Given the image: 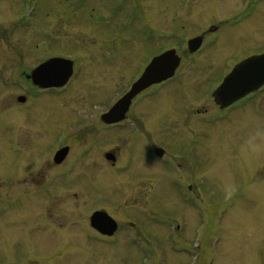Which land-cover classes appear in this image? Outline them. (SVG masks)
I'll return each mask as SVG.
<instances>
[{"label":"rangeland","instance_id":"obj_1","mask_svg":"<svg viewBox=\"0 0 264 264\" xmlns=\"http://www.w3.org/2000/svg\"><path fill=\"white\" fill-rule=\"evenodd\" d=\"M213 3L0 0V264L189 261L188 248L184 251L180 243H174L177 238L169 242L170 235L183 242L184 234H175L176 225L185 224L193 213L192 208L187 212L176 199L178 194L169 190L170 175L181 179L183 168L168 169L156 161L143 164L133 148L138 144L127 137L128 133L119 135L111 130L109 136L96 135L92 128L125 91L134 69L147 60L146 54L155 41L153 27L160 37L155 49L168 47L178 39L166 38L172 33L171 28L187 27L186 33L191 37L199 25L207 27L213 20L207 11L225 19L227 4L220 1L210 8ZM31 7L35 11L29 15ZM261 10L258 21L264 35V2ZM242 25L249 27L243 42L237 37L239 29L226 30L219 41L239 48L241 43L247 44L259 35L251 22L246 20ZM136 42H140V49ZM207 52L206 48L191 60V68H183L172 84L164 85L147 99L157 108L151 115L153 119L145 123L146 129L154 133L158 142L161 137L172 138L173 146L181 143L183 136V142L189 141L188 133L201 137L204 165L197 177L204 181L203 201L210 209L221 204L220 199H224V205L217 210L211 227L207 228L205 219L198 233L202 236L201 231L205 230L206 237L210 236L209 244L219 239L214 247L216 264H264V91L229 113L217 114L209 92L199 96L208 86L207 76L216 72L213 63L204 64ZM54 56L73 59L75 74L64 91L41 92L22 73ZM132 57L135 59L124 61ZM20 95L27 96L29 103L18 104ZM102 102L105 104L100 105ZM28 106L32 108L24 110ZM192 109L200 110V115L190 118L187 110L192 114ZM205 110L207 113L203 114ZM89 119L92 121L84 134L86 142H82L84 138L73 143L70 152L72 159L78 154L84 164L71 160L76 168L64 167L55 175L47 172V164L51 168L49 161L59 147L56 145L81 137L70 135L78 133L76 126ZM86 143H92L91 152H84L89 148ZM197 145L200 141L196 139ZM140 147L138 153L145 152ZM117 148L121 158L118 167H106L110 163L104 160L103 153ZM130 148L134 155L129 153ZM170 151L173 153V149ZM23 166H30L29 170L35 171L33 175L41 177L44 171L48 174L34 183L22 184L17 173ZM60 175L64 176L58 180ZM150 192L151 196L147 195ZM95 210H105L119 222L121 229L114 238L104 239L92 231L89 217ZM208 211L205 208V213ZM162 217L168 218L166 227L165 222H160L165 221ZM133 224L134 229L130 228ZM193 234L194 229L187 236ZM153 238L157 239L154 243Z\"/></svg>","mask_w":264,"mask_h":264},{"label":"flooded vegetation","instance_id":"obj_2","mask_svg":"<svg viewBox=\"0 0 264 264\" xmlns=\"http://www.w3.org/2000/svg\"><path fill=\"white\" fill-rule=\"evenodd\" d=\"M246 1L247 0H233L231 4H227V11L230 12V16L233 17V19L230 21H226V22L219 21L220 25H211L210 29L208 30V34L215 35V40L213 41L214 51L211 53L210 52L207 53L206 56L203 58V61H204V64H206L207 62L213 63L216 66L215 68L216 72H214L213 74L210 73L207 76V79H206L207 81H211L213 77L218 74V72H222V71H224L225 73L230 72L243 59L249 56H252L255 54H261L264 52V35H261V26L258 21V18L261 15L262 10L259 9L258 7L255 8L256 5L254 4L246 3ZM246 17H249V18H246ZM246 20L248 21V23L251 22L253 24L254 29L256 31H259L258 32L259 35L257 37H252L250 39V42L247 44L241 43L239 45L240 46L239 48L232 46L229 42L221 43L219 41L218 35H222L226 30L231 31V29H239L237 37L239 41L243 42L245 37H247L246 33L249 28L248 26L242 25V23ZM207 36H208L207 34H203L204 40ZM199 53H201V51H199L196 54H192V56L194 57ZM212 53H213V56H210V54ZM185 58L182 59V62H181V65L178 71H181L185 67L191 68L190 66H193V62L189 61L188 60L189 58L188 59H185ZM199 64L201 63H198V65ZM145 66L141 68V71L145 68ZM129 86L130 84L127 86V89L129 88ZM160 86L161 85H156L142 92L133 101L126 115V119L119 124L107 125L102 121V115L109 110L107 109L104 113L101 114L100 118L98 119V123L92 128L93 130L92 133H95L96 135L104 134L108 136H109V131L111 130H116L119 135L128 133L127 137L134 139L135 140L134 144H138L133 148H135V154L138 155L140 158H138L137 156L136 157L143 164H145L146 162L152 163L155 161L156 162L161 161V162H164L163 166H165L168 169H173V168L180 169L181 167L183 168L182 171L184 172V175L181 179L180 178L178 179L177 177L173 176L177 179H173L175 184L171 186V189L175 191V193L178 194L179 197H176V199L178 198L180 200V203L184 205L183 208L187 212L189 208H192V211L194 213L193 214L192 212H190L191 213L190 216L185 219V224L183 223V225H185L184 231L185 230L187 231V229L189 228L195 229V227L199 225L200 223L199 221L205 218V208L210 210V208H208L205 202L203 201L204 198H202L204 193L201 190V187H203L204 181L200 180L197 177L199 172L203 170V165H204L203 151H202V148H200L203 146V144L201 142V137L196 136V137L189 138L188 139L189 141H187L186 139L185 142H183L184 140L183 138L181 143L177 142L178 145L173 146V143L171 142L169 143V141H171L172 138H167V137L161 138L160 142H158L154 133L147 131L146 128L148 127L145 125V123L149 124V121L153 119L151 115L154 113V111L157 108L156 105L152 103V100H147V99L150 96H152V94L155 93V91H157L156 89H158ZM126 92L127 90H125V92L122 95H124ZM22 96L23 98H25L23 105L28 104L29 103L28 97L25 95H22ZM251 97L252 96H249L223 110H221L214 103H213V107L216 109L217 114L229 113L234 108L239 107V105L247 102V100H249ZM105 102L100 103V105L105 104ZM31 108H32L31 106H28L24 108V110H29ZM90 109L93 110L92 106L90 107ZM203 112L205 114L207 113V110ZM228 115L229 114H227V116ZM91 121L92 120L90 119L85 120V122H83L81 126H76L79 129L78 133L72 132V134L70 135V136H73L74 134H77L81 137H76V138L72 137L71 140H66L63 143H58L56 145L57 147L58 146L59 147L55 150V153L59 151L60 149L67 147L69 149L68 154L66 158L60 164H54L53 162V159L55 156V153H54L52 160L49 161L51 162V165H50L51 168H49L47 164V167H48L47 172H50L52 175H55L59 169H62L64 167H70V166L75 167V165L72 162H70L71 160L74 162L76 159H78L80 163L84 164L83 159L77 158L78 154H77L76 159H72V157L70 156V152L73 150V143H79L85 138L84 134L86 133V129L91 128V124H90ZM124 130H127V131H124ZM196 139L200 141V146L197 145V147H195ZM82 142H86V138ZM108 143L109 141L100 146L107 145ZM86 144L89 145V148H85L84 152L85 153L91 152L92 143H86ZM140 145L144 147L145 152L141 150V152L138 153V151L141 149ZM177 147H180V148L177 149ZM133 148H130V151H129L131 155H134L132 152ZM158 148L164 149L163 150L164 155L161 158H157L155 155V150ZM170 149H173V153L172 151H170ZM108 153L113 154V156L115 157V160L113 161L109 160L107 157ZM103 155H104V160L107 163H110L106 167H111V169L116 168V166L118 167V163L121 160L120 154L118 153V148L108 149L107 151L103 153ZM79 156L81 158L84 157L80 154ZM68 161L70 163H67ZM85 164L88 165L90 164V162H86ZM143 166H147V165H143ZM37 167L39 166H35V168ZM52 167L55 170H53ZM102 167L106 168L103 165ZM29 168L30 166H23L19 168V172L17 173L21 177V179H19V177L17 176L19 183L31 184V183H34L37 179L45 178L46 175L48 174V173L45 174V171H44L41 177H40V174L33 175L35 171L31 169L29 170ZM32 169L34 168L32 167ZM72 169L73 167L69 171H72ZM104 170L105 169H103V171ZM63 176L64 175L58 176V180H60ZM42 187L43 186H35V189H41ZM147 195L151 196V192L148 193ZM95 211H98V210H95ZM95 211H93L90 214V216ZM207 213L208 215L213 214V212L211 211L210 212L208 211ZM166 222L168 223V221ZM178 224L179 225H177V230H180L182 225L180 223ZM131 227H135V225L133 224L131 225ZM97 234L104 239H111L108 237L101 236L99 233ZM185 241L187 242V247L185 249L188 248L186 252L187 258L191 260V261H187V264H204L205 258L207 257L212 258L215 255L216 251L214 247L208 248L206 250L202 237H195V238L192 237L190 239L186 238ZM190 252H193V253L190 254ZM194 258H196L195 262L193 261Z\"/></svg>","mask_w":264,"mask_h":264},{"label":"water","instance_id":"obj_3","mask_svg":"<svg viewBox=\"0 0 264 264\" xmlns=\"http://www.w3.org/2000/svg\"><path fill=\"white\" fill-rule=\"evenodd\" d=\"M196 43L194 42V44ZM192 44L193 42L190 43V47ZM171 53L173 52H169L153 61L131 92L103 116L106 123L111 124L123 120L134 96L145 88L172 76L178 62ZM71 75L72 63L52 60L33 71L31 77L36 85L42 88H52L65 85ZM263 85L264 55L250 58L237 66L225 79L221 87L215 91L214 98L221 108H226L244 96L257 91ZM67 153L68 149L59 151L55 157V162L60 163ZM107 157L112 159L109 155ZM91 223L100 233L107 236H112L117 230V224L106 213H96L92 217Z\"/></svg>","mask_w":264,"mask_h":264}]
</instances>
